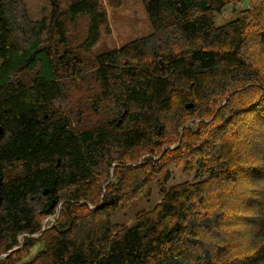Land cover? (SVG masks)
I'll return each instance as SVG.
<instances>
[{"label": "trees", "instance_id": "trees-1", "mask_svg": "<svg viewBox=\"0 0 264 264\" xmlns=\"http://www.w3.org/2000/svg\"><path fill=\"white\" fill-rule=\"evenodd\" d=\"M69 1L73 17L91 13L87 44L95 43L100 22L96 1ZM255 2L143 0L153 33L97 56L96 76L102 88L117 83L114 93L122 95L130 110L120 128L106 132L102 126L115 124L107 122L113 116L107 108L112 106L94 109L105 117L102 126L95 127L85 125L89 115L85 106L74 110L69 106L71 113L59 116L47 111V104L60 99L63 92L54 58L42 45L46 18L31 19L21 0H0L1 173L20 166L2 188L0 243L2 237L6 242L0 245V253L19 246L18 236L28 234L24 245L1 258L0 264H264V211L260 209L251 241L254 252L242 260L219 261L228 249L227 210L210 205L209 185L204 180L161 186L170 177L165 171L160 181L163 197L154 208H143L131 224L113 220L125 197H138L139 186L142 189L150 177L147 169L159 171L158 163L182 161L191 154L207 156L217 141L220 153L212 165L229 167L225 174L218 173L221 170L215 171L202 157L200 170L208 168V182L222 179L233 184L239 173L256 180L257 170L231 173L239 157L221 132L233 117L250 113L247 107L240 110L233 105L234 93L256 84L264 94V85L258 83L259 69L243 55L251 36L264 46V9L254 12ZM230 6L234 17L217 24L216 15ZM147 50L159 58L145 67L134 58L145 57ZM118 58L128 60L129 67L121 68ZM110 69H123L125 81L110 80L109 73L103 72ZM24 71L34 74L29 85L18 77ZM88 108L92 109L90 103ZM160 139H171L174 145H166L167 140L157 142ZM111 177L119 184L113 185ZM103 186L109 191L101 190ZM44 189L51 190L49 202H55L52 208L46 202L41 212L52 214L61 201L63 205L57 222L35 237L44 225L36 218L31 198L36 200L38 193L44 196ZM37 244L42 247L23 261Z\"/></svg>", "mask_w": 264, "mask_h": 264}, {"label": "rangeland", "instance_id": "rangeland-1", "mask_svg": "<svg viewBox=\"0 0 264 264\" xmlns=\"http://www.w3.org/2000/svg\"><path fill=\"white\" fill-rule=\"evenodd\" d=\"M21 1L31 19L40 20L46 18L47 28L41 36L42 45L48 48L51 57L54 58L57 80L63 92L60 99L47 104V111L54 116H59L63 113L70 114L69 106L72 107V110L85 106L83 108L86 113L85 115L89 113L85 120L87 124L84 122L86 127L101 124L105 117L102 111L95 113L93 108L96 106L100 107L106 100L112 102L110 97L113 93L109 92L107 96H104L101 92V80L96 76L99 65L97 56L108 51H116L124 47L128 42L153 33L154 30L145 10L143 0H94L100 12L99 34L98 40L90 45L87 44V39L90 35L92 23L91 13L84 12L73 17L68 9L70 5L69 0ZM244 4L248 5L247 2ZM232 7L222 8L215 18L217 24H224L234 17ZM256 9H264V0H257L254 3V12ZM262 17L264 19V13ZM57 23H59V26L62 24L60 28L63 32L62 35L59 33ZM170 33L175 35L176 31ZM251 39L252 42H248L244 47L243 55L247 56L246 59L249 64L259 69L260 72L257 76L259 79L258 83L260 82L264 85V46H261L259 40L255 39L254 36H251ZM145 54V57H135L134 60L140 59L139 65L141 66L147 65V63L153 65L157 63L158 54L153 56V51L148 50ZM116 61L122 65L124 60L118 58ZM136 63V61L132 62V64ZM18 77L24 79L26 85H29L34 74L24 71L19 73ZM183 88L187 89L188 92L186 85H183ZM257 88L259 87L256 84H249L240 88L237 91L238 93H234L233 105L240 110H244L247 107L250 109V113H245L241 118L233 117L229 127L221 131L224 133L229 147L236 152V157H239L238 165H241L234 167L231 173L236 170L238 172L257 170L258 175L256 180L251 181L248 175L239 173V175H235V177H238L233 184L222 179H218L216 183L210 184L208 182L210 179L208 168L200 170V162L202 157H204L210 165L216 163L215 161L220 153V144L217 141L207 156L191 154L182 161L171 159L170 161L165 160L163 163H158L159 171L147 169L146 173L150 177L144 181L145 184L142 189L141 185L139 186L141 190L140 194L137 198L131 196L125 197L124 206L121 207L120 205L113 220L117 224L121 222L131 224L135 219L136 213L140 212L143 208H154L163 197L160 190V181L163 180V173L165 171H168L170 177L169 180L164 179V183L161 186L166 185V187H170L183 181L204 180L209 185L210 205L214 208L218 205L227 210L225 230L227 232L228 249L226 255H223V253L219 255V261L227 259L235 260L236 258L242 260L251 255L254 252V249L251 247V241L257 227V216L255 215L258 209H260V212L264 211V94L260 90L257 91ZM91 101L95 102L92 104V109L90 110L88 105ZM101 110L104 111L106 108L102 107ZM166 140L160 139L157 142L162 144L166 143ZM167 141L166 145H174L173 140ZM154 147L156 148V146ZM156 149L160 151L162 147ZM144 154L142 150L141 155L143 158ZM229 155H232L231 152ZM154 159H158V156H154ZM185 161H189L187 167ZM245 161L247 164L244 163ZM212 166L215 167V171L221 170V172H218L221 174H225L224 170L229 167L225 164ZM19 167V165L15 166V169L12 171L8 169L11 173L5 171L4 177H11L14 173L18 172ZM189 167H191L190 172ZM112 169L111 175H114ZM212 176H215L214 172ZM111 179H114L113 185L119 184L116 177H111ZM102 189L104 192H108L110 188L103 186ZM101 190L99 193H101ZM37 195L35 201H31L32 198L30 199L31 207L37 214V220H43V227H49L57 222L59 210L63 202L59 203V207L56 208L54 213L45 215L41 211L45 208L46 198L41 193ZM96 201L99 202L100 199L98 198ZM89 206L91 208L95 207L92 204ZM26 236L22 234L20 245L23 244ZM38 236L39 234L35 235V237ZM1 241L0 245L3 246V243L6 242L5 237H2ZM35 247H33V251V248L31 249L32 253L30 256L26 255L23 261L31 259L42 245L37 244ZM16 248L14 247L13 249ZM7 252L4 251L2 253ZM67 263L70 262H66L65 264Z\"/></svg>", "mask_w": 264, "mask_h": 264}, {"label": "flooded vegetation", "instance_id": "flooded-vegetation-1", "mask_svg": "<svg viewBox=\"0 0 264 264\" xmlns=\"http://www.w3.org/2000/svg\"><path fill=\"white\" fill-rule=\"evenodd\" d=\"M163 65V64H162ZM125 67H129L128 65V60H124L123 61V64L121 65V68H125ZM104 73H109L108 74V78L112 81L114 80H124V77L122 75L123 73V69H110V70H106V71H103ZM116 74H117V77H116ZM128 81V79H127ZM118 88V84L117 83H112L110 84L109 86H107L106 88H102L101 92L104 96H107V90L108 92H112L113 94L111 95V99H112V102H109L108 100H106V102H104L102 105H100L101 107H94L93 109H95L96 112H98L102 107H107V106H112L111 108H107V109H112V113H113V116L107 120V122H115V124H112V125H107V126H102L101 124H99V126H102L105 128L106 132L109 131V129H115V128H120L123 123L126 122V116H127V113L130 111L128 107H125L124 106V101H123V98H122V95L121 94H114V90L116 91V89ZM122 98V99H121ZM108 101V102H107ZM95 101H91L90 103V106H92V104L94 103ZM123 106L125 108H123ZM95 127V126H94ZM119 135H120V138H123V130H121L120 132H118ZM115 165V164H114ZM5 172V171H4ZM4 172L1 173V169H0V173L1 175L3 176V182H2V186H1V192H2V188L4 185H6V183L8 182L7 178L4 177ZM45 188V187H44ZM45 189L43 190V193H44ZM44 196L46 198V202L48 203L49 202V199L50 197L52 196V192L51 190H49V192L47 194L44 193ZM32 200L34 201V197H32ZM5 202V198L3 197V194H2V203ZM55 202V199H53V201L49 202V207H50V204L51 203H54ZM1 203V204H2ZM22 236V234L20 235ZM20 236L18 237V239L20 238ZM20 242V241H19ZM24 245V241H23V244L22 245H19L18 248L22 247ZM12 250H16V249H10L8 250L7 253H0V259L5 257L6 255H8Z\"/></svg>", "mask_w": 264, "mask_h": 264}, {"label": "water", "instance_id": "water-1", "mask_svg": "<svg viewBox=\"0 0 264 264\" xmlns=\"http://www.w3.org/2000/svg\"><path fill=\"white\" fill-rule=\"evenodd\" d=\"M0 17H1V10H0ZM159 62H160V64L162 65L163 63H164V58H160L159 59ZM0 135H2V133L4 132V128H3V126L2 125H0ZM2 182H3V176L1 175V173H0V205H1V203H2V192H1V186H2ZM49 192V190L48 189H45V191H44V193L45 194H47ZM54 206V203H51L50 204V207L52 208ZM50 227V226H49ZM49 227H43L40 231H39V233L38 234H42L47 228H49ZM37 235V234H36ZM35 236V235H34ZM17 249V248H16ZM67 264H74L73 262H70V263H67Z\"/></svg>", "mask_w": 264, "mask_h": 264}, {"label": "crops", "instance_id": "crops-1", "mask_svg": "<svg viewBox=\"0 0 264 264\" xmlns=\"http://www.w3.org/2000/svg\"><path fill=\"white\" fill-rule=\"evenodd\" d=\"M17 247H19V246H17ZM34 248H36V247H34ZM34 248L32 249V251L34 250ZM38 250H39V249H38ZM38 250H37V251H38ZM32 251H31V253H32ZM37 251H36V252H37ZM36 252H35V254H36ZM31 253H30V254H31ZM35 254H34V255H35ZM34 255H33V256H34ZM29 256H30V255H29ZM33 256H32V257H33Z\"/></svg>", "mask_w": 264, "mask_h": 264}, {"label": "built area", "instance_id": "built-area-1", "mask_svg": "<svg viewBox=\"0 0 264 264\" xmlns=\"http://www.w3.org/2000/svg\"><path fill=\"white\" fill-rule=\"evenodd\" d=\"M21 237V236H20ZM19 241H20V243L22 242V239L21 238H19Z\"/></svg>", "mask_w": 264, "mask_h": 264}]
</instances>
